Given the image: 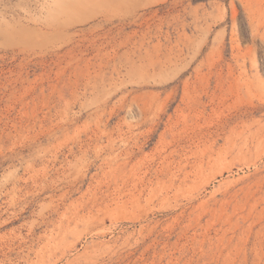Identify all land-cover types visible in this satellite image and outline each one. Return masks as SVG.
<instances>
[{"label": "rangeland", "instance_id": "374dc122", "mask_svg": "<svg viewBox=\"0 0 264 264\" xmlns=\"http://www.w3.org/2000/svg\"><path fill=\"white\" fill-rule=\"evenodd\" d=\"M0 264H264V0H0Z\"/></svg>", "mask_w": 264, "mask_h": 264}]
</instances>
